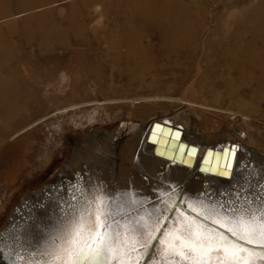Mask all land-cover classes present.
Segmentation results:
<instances>
[{
	"label": "rangeland",
	"instance_id": "obj_1",
	"mask_svg": "<svg viewBox=\"0 0 264 264\" xmlns=\"http://www.w3.org/2000/svg\"><path fill=\"white\" fill-rule=\"evenodd\" d=\"M226 6L212 0L0 1V235L18 210H39L43 197L70 190L87 168L120 171L125 153L136 148L131 141L137 126L146 127L145 138L155 120L187 114L188 127L178 128L218 147L243 131L255 143L249 161L264 165V95L253 96L264 83V69L213 55L264 52L228 45L244 30L264 38V0ZM167 20L172 24L165 29ZM130 30L137 36L119 45L116 37ZM169 35L180 47L177 53ZM231 65L233 72L227 70ZM239 66L245 71H235ZM126 68L136 72L125 74ZM229 78L233 94L225 92ZM203 80L212 92L201 91ZM243 115L250 122L244 123ZM105 137L116 138L108 152L98 141ZM243 164L238 172H246L249 163ZM105 173L125 186V177L120 184L121 175ZM207 185L198 182L211 194Z\"/></svg>",
	"mask_w": 264,
	"mask_h": 264
},
{
	"label": "water",
	"instance_id": "obj_2",
	"mask_svg": "<svg viewBox=\"0 0 264 264\" xmlns=\"http://www.w3.org/2000/svg\"><path fill=\"white\" fill-rule=\"evenodd\" d=\"M156 128L162 130V137L165 132L170 133L167 136L168 142L164 155L166 159H170L168 151L171 143L178 142L177 151L173 156L177 161L181 148L187 146L184 140L179 142L182 132L172 131L171 128L155 124L148 139L154 146L160 144V139L155 133ZM176 135L179 137H177L178 139H176ZM168 143H170L169 146ZM182 143L185 146H182ZM158 147L164 148L163 145ZM217 152L212 149L206 152L199 168L201 173L221 174L220 168L216 169L214 165ZM234 154L235 151L231 149L229 159ZM207 160H210V163L207 164ZM122 166L120 162V171L115 167L105 169V166L87 168L83 173L85 178L81 184L78 187L73 185L76 187V191L72 196L67 195V199L57 193L51 196L47 195L51 198L47 203L48 208L44 205L39 210L36 209L34 213L30 212L29 218H24L23 222L16 219L18 210L10 227L3 230L0 235V264H46L51 259L48 253L66 243L72 220L78 218L81 211L88 208L89 201H93L97 196L103 198L114 244L118 245L123 240L125 226L136 230L130 232V236L150 233L155 237L148 241L146 248L140 246L144 242L143 237L135 245L136 251L132 253V259L135 260L139 256L140 264H153V260L167 264V261L162 260L160 255L161 241L174 243L178 246L180 240L177 239V236L187 237L196 231H200L220 243V249L210 252L213 258L222 255L224 247L238 246L243 249V252L238 255L249 260L250 264H264V247L255 242L247 243L237 235L243 228L238 223L239 216L242 213L247 216H251L253 213L258 215L259 210L264 208L263 197L262 199L257 198L256 201L250 199V204L247 203V206L241 207L230 201L224 202L220 195L213 196L202 190L191 195L181 196L179 187L170 179L166 170L155 175L158 181L151 191L134 180H139L142 177L144 181L147 180L143 174L140 175L141 170L136 167L130 169L134 185L130 191L127 187L124 189L125 186L119 185L118 179L116 181L113 179L115 181L113 185L105 173L107 170L111 172L114 170L117 175L115 177L119 178L120 173L124 171ZM228 167L229 164L226 169ZM146 175L148 174L146 173ZM149 193L151 194L149 195ZM92 206L94 207V204ZM232 229L236 231L234 232ZM117 233H120L119 237ZM169 259L180 262V264H188L187 260L181 261L179 256ZM110 264H114V261H110ZM215 264H219V261L216 260Z\"/></svg>",
	"mask_w": 264,
	"mask_h": 264
},
{
	"label": "bare ground",
	"instance_id": "obj_3",
	"mask_svg": "<svg viewBox=\"0 0 264 264\" xmlns=\"http://www.w3.org/2000/svg\"><path fill=\"white\" fill-rule=\"evenodd\" d=\"M19 1H23L25 3L27 2L30 5V4H36L40 1L45 2L47 0H19ZM171 24H172V22H169L168 20L166 22H163L165 29H167L166 26L171 25ZM160 25H161V23L157 24V26H160ZM164 33H166V32H164ZM165 35L167 36V34H165ZM135 36H137V33L134 30H130L129 33H125L122 36L116 37V40H117V42H119V45H120V41H123V40L128 38V41L131 42L135 38ZM167 38L171 41V47L170 48H172L174 50V53H177L179 51L178 49H180V47H177L176 45L173 44L174 43L173 41H175L176 39L170 35ZM213 55L218 56V58L221 60H228L230 63H234L236 61L243 62L245 66L250 67L252 70H257L258 68H261L260 65H262V63H260V62H254V59H259L262 57L264 58V52L262 50H255V49L254 50H248V51L246 50V51L242 52L241 54H237V55L234 52H232V50L221 51L218 54L215 53ZM189 58L190 57H188V59ZM134 61H135V63H138V61L137 62H136V60H134ZM128 62H132V59L129 58ZM241 65H243V64H241ZM245 66L244 67L239 66V70H235V71L242 72L245 69ZM234 68H235V66L231 65L230 67H228L227 70L230 72H233ZM123 72L125 74L126 73L133 74L136 71L134 69H131V68H126V69H124ZM239 78H242V76L240 75ZM233 80L231 78L227 79L228 83L225 85V92L226 93L228 92L230 94H233L236 91V89L234 88V84L232 82ZM143 81L144 80L140 81V85H139L140 89L141 88L143 89V87L146 85ZM245 84H247V83H244V85ZM152 85H153V83H151V86ZM239 87H240V85H239ZM200 88H201V91H204L207 89L208 92L209 91L212 92V90H213V87L212 86L209 87V84L207 82H205L204 80L201 81ZM211 95L213 96V93H211L210 96ZM263 95H264V87L262 86L261 83H259L258 89L254 91L253 96L254 97H263ZM260 101H263V100L260 99ZM248 105L249 104H246V103L241 104L242 107H247ZM188 117L189 116L187 114H181V115H178V116L170 118V119L165 118V119H161L159 121L155 120L151 123V125H150V127H149V129L145 135V138H143L142 136L144 135L143 133H144L146 127L145 126H137V127H140L139 129H137V131L139 130L138 131L139 134L137 137L135 136L133 141H131L132 142L131 146L136 144V148L134 150V153L129 155V156L125 153V160L120 161L122 163V165H125L127 167V168H125L122 166L123 167L122 170H124L122 172L128 174L127 176L124 173H123V176H122V173L120 174L121 178L125 177V179H126L125 180L126 183L123 182L124 178L120 179V184H122L121 182L125 183V186L128 188V190L132 191V188L134 185H133V181L131 180V177H129V175L132 176V173H130L132 170H130V165L128 164L129 161H131L132 162L131 166H133V168L136 167V169L141 170L143 175L147 178V180H145V181L143 180V177L141 179L139 178V180L138 179H134V180L138 183H141L140 185L143 184L145 188H148L151 191H153L154 185H157L158 180H156L155 175L160 174L161 171L166 170V172L169 174L170 179L174 183H176V185L179 187V191H180L181 196H186V195H191V194L197 193L201 188L200 187L201 185L199 186L200 188L198 187V182H199V180L200 181L202 180L206 184H208L207 187H205V188L211 190V195H213V196H215V194H216V196L220 195L222 197L221 199H223L224 202L230 201V202L234 203L235 205L245 207V206H247V203L250 202V199L254 200V201H256L257 198L262 199V197H263V199H264V172L260 171V170H262L264 165L262 164V162H257V161L251 162V160L249 161L248 156L251 154V147L253 145H255V143L251 140L250 136L243 131L240 132L242 135H240V136L236 135L233 138L232 143L225 144L221 147H218V145H214V146L208 145V144H206V142H202V139L197 138L198 136L194 137L192 139L189 137V136H191V134L189 132H185V134H184V132H182L180 141L179 140L178 141L181 142V140L182 141L184 140L185 143L187 144V146H186L187 148L186 147L181 148V151H180V154L177 158V161H175L173 158V156L175 155L177 148H178V142L177 141H173L171 143L170 148H169L168 156L170 157V159H166L164 156L166 154V148H167L166 144L168 142L167 136L170 134L169 132H165V135H163V137H162V130H160L159 128H156L155 133H156L158 139H160V144L157 146H154L153 144H151V142H149L148 139H149V136L151 135L152 129H153L155 124L163 125V127H165V126L169 127L172 129V131L175 129L183 131V129L178 128V127H182V125L185 127H188V119H189ZM242 117L244 119V123L250 122V119L248 117H246L244 115ZM175 137H176V139L179 138L177 135ZM143 139H144V141H142ZM115 140H116V138L114 139V138H106V137H105V140L103 138L98 139V141L101 143V145L103 147L102 149L104 152L110 151L111 144H113L115 142ZM237 144H240L242 146L241 151H239L240 149H238V147L236 146ZM95 145H98V144H95ZM160 145H163L164 148L158 147ZM169 145H170V143H168V146ZM226 145H227V147H226ZM225 148L227 149L226 151H224ZM209 149H212L213 151H216V150L218 151L216 153L217 156L215 157L216 162L214 165H215L216 169L220 168L221 174H219V175L203 174L199 171V168L202 164V161L206 155V152ZM231 149L235 151V154L231 157V160H229V156H230L229 150H231ZM113 150H114V148H113ZM188 150H189V152H188ZM103 151H101V152H103ZM223 151L225 152V154H222V153H224ZM187 152H188V154H187ZM213 153H215V152H213ZM234 157L236 158L235 163L233 161ZM92 158H94V157H92ZM136 160H137V163H136ZM209 161L207 160V164L210 163ZM247 162L249 163V166L245 170L246 172H244V173L238 172L240 167L242 166L241 164H243V163L246 164ZM78 163H79V161H78ZM228 164H229V167H228V169H226ZM146 173L148 175H146ZM84 178L85 177L83 176V173L79 174L78 179L74 180L75 186L78 187L81 184V182L84 180ZM113 179L115 180V178H113ZM115 181H112V183L115 184ZM75 186L72 187L70 190L69 189H67V190L61 189V190H58L57 192L55 191V193H57L60 196H65L64 198H67L66 197L67 195L72 196V194L75 193V191H76ZM61 187H62V185H61ZM223 191H225V193ZM150 194L151 193H149V195ZM50 199H51L50 197H45V198L43 197L41 199L42 204H40V208L44 207V205L47 207V203L50 201ZM67 202L69 203L70 199ZM24 209L21 210L22 214H23L22 219H23V217L25 219L26 218L28 219L29 216L31 215L30 212L34 213L36 210V208L33 209V207H30V206H29V208H26L25 210ZM37 210H38V208H37ZM22 214L20 212L17 216V219L21 218L20 216ZM23 221L24 220H20V222H23Z\"/></svg>",
	"mask_w": 264,
	"mask_h": 264
},
{
	"label": "snow or ice",
	"instance_id": "obj_4",
	"mask_svg": "<svg viewBox=\"0 0 264 264\" xmlns=\"http://www.w3.org/2000/svg\"><path fill=\"white\" fill-rule=\"evenodd\" d=\"M238 223L243 226L242 231L237 233L239 238L264 247V208L259 210L258 215L253 213L247 216L242 213ZM135 231L125 226L123 240L118 245L114 244L103 198L97 196L89 201L88 208L83 209L78 218L72 220L66 243L48 253L51 259L46 264H110V261H114V264H140L139 256L132 259V253L136 251L135 245L143 237L144 242L140 246L146 248L148 241L155 237L150 233L129 235ZM177 239L180 240L178 246L161 241L160 255L167 264H180L169 259L174 256L181 257V261L187 260L188 264H215L216 260L219 264H250L249 260L238 255L243 252L238 246L224 247L222 255L213 258L210 252L220 249L221 245L200 231L190 233L187 237L177 236ZM153 264H161V261L153 260Z\"/></svg>",
	"mask_w": 264,
	"mask_h": 264
},
{
	"label": "crops",
	"instance_id": "obj_5",
	"mask_svg": "<svg viewBox=\"0 0 264 264\" xmlns=\"http://www.w3.org/2000/svg\"><path fill=\"white\" fill-rule=\"evenodd\" d=\"M213 1V3H214V5H216V4H219V3H221L222 1H224V2H226V3H228V6H226L225 8H237L238 6H236L237 5V2H239L240 0H212ZM230 3V4H229ZM242 6H246V4H241ZM241 11H243V10H241ZM251 32H247V31H241V34L240 35H242L241 36V38H240V40H238L237 38L238 37H233L234 39H232V40H230L229 41V43H228V45L230 46V47H233V48H236V47H238V46H245V47H250V48H264V38L263 39H258V38H256V33L254 34H250ZM258 33V32H257ZM259 34H260V32H259ZM239 35V36H240ZM251 35V36H250ZM263 35H264V33H263ZM245 38V40L246 41H244V43H242V42H240L241 41V39L242 38ZM260 63H262V65H260L261 66V68L263 67V69H264V58H263V61H262V58H261V60H260ZM259 63V64H260ZM239 68V67H238ZM237 69V68H236ZM262 69V70H263ZM262 79V78H261ZM260 79V80H261ZM263 80V79H262ZM262 83V82H261ZM259 84V83H258ZM264 84V83H263Z\"/></svg>",
	"mask_w": 264,
	"mask_h": 264
}]
</instances>
